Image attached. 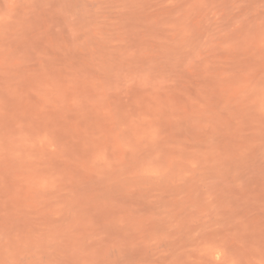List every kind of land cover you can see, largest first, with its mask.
Listing matches in <instances>:
<instances>
[{
    "label": "rangeland",
    "instance_id": "374dc122",
    "mask_svg": "<svg viewBox=\"0 0 264 264\" xmlns=\"http://www.w3.org/2000/svg\"><path fill=\"white\" fill-rule=\"evenodd\" d=\"M0 264H264V0H0Z\"/></svg>",
    "mask_w": 264,
    "mask_h": 264
}]
</instances>
